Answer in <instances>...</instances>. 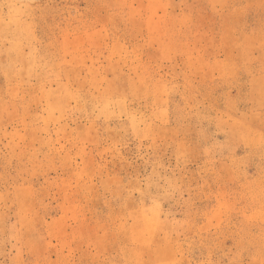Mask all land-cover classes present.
<instances>
[{"label": "rangeland", "instance_id": "1", "mask_svg": "<svg viewBox=\"0 0 264 264\" xmlns=\"http://www.w3.org/2000/svg\"><path fill=\"white\" fill-rule=\"evenodd\" d=\"M0 264H264V0H0Z\"/></svg>", "mask_w": 264, "mask_h": 264}]
</instances>
